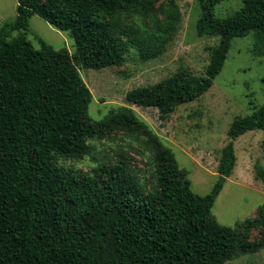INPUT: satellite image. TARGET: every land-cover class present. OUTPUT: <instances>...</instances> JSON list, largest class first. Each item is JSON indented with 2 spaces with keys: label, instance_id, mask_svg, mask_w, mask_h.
Here are the masks:
<instances>
[{
  "label": "trees",
  "instance_id": "obj_1",
  "mask_svg": "<svg viewBox=\"0 0 264 264\" xmlns=\"http://www.w3.org/2000/svg\"><path fill=\"white\" fill-rule=\"evenodd\" d=\"M221 1L199 0L197 34L220 37L205 73L182 67L129 90L128 102L157 107L166 118L209 90L233 38L254 31L264 42V0H243L225 17L215 14ZM35 14L69 31L76 51L37 33L35 47L27 37ZM180 25L176 0H17L16 17L0 28V264H222L264 248V203L235 227L211 212L236 164L234 140L264 129V104L232 120L219 179L204 195L132 108L112 107L98 120L89 114L92 92L79 65H122L131 50L156 58ZM116 130L148 150L150 184L122 158L88 171L60 163L81 159L93 140ZM257 226L260 236L251 241Z\"/></svg>",
  "mask_w": 264,
  "mask_h": 264
},
{
  "label": "rangeland",
  "instance_id": "obj_2",
  "mask_svg": "<svg viewBox=\"0 0 264 264\" xmlns=\"http://www.w3.org/2000/svg\"><path fill=\"white\" fill-rule=\"evenodd\" d=\"M176 1L181 11V25L160 56L143 60L131 50L122 65L102 69L79 65V71L92 92L89 114L93 119H101L112 107L132 108L166 145L173 148L179 164L189 172L191 188L204 195L219 179L221 150L229 141L232 120L264 104V42L254 31L233 38L223 69L209 90L196 100L180 104L169 116L162 118L157 107L128 102L126 93L139 86L152 85L182 67L198 75L204 74L220 42L219 36L197 34L196 23L201 14L199 0ZM242 5L243 0H223L216 5L215 14L225 17ZM16 14L17 0H0V28ZM31 28L33 32L27 37L35 47H40L34 36L37 33L55 48L76 51L75 39L69 31L57 28L39 15L32 16ZM91 144L90 153L81 159H60V163L88 171L99 163L122 158L139 171L143 181L147 184L152 181L148 150L131 134L116 130ZM234 146V170L211 210L220 223L232 227L254 217L259 205L264 203V129L245 132L234 140ZM259 236L260 226H257L250 240ZM222 264H264V248L239 251Z\"/></svg>",
  "mask_w": 264,
  "mask_h": 264
}]
</instances>
